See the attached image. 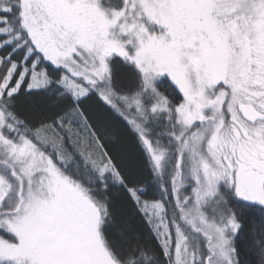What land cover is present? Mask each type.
I'll return each mask as SVG.
<instances>
[{
    "label": "snow or ice",
    "instance_id": "1",
    "mask_svg": "<svg viewBox=\"0 0 264 264\" xmlns=\"http://www.w3.org/2000/svg\"><path fill=\"white\" fill-rule=\"evenodd\" d=\"M0 264H264V0H0Z\"/></svg>",
    "mask_w": 264,
    "mask_h": 264
}]
</instances>
